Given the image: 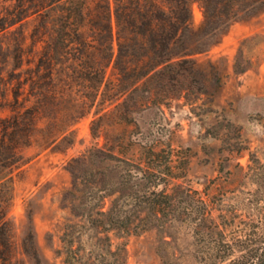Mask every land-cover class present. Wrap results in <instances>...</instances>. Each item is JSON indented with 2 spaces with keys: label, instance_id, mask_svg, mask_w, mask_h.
Returning a JSON list of instances; mask_svg holds the SVG:
<instances>
[{
  "label": "trees",
  "instance_id": "trees-1",
  "mask_svg": "<svg viewBox=\"0 0 264 264\" xmlns=\"http://www.w3.org/2000/svg\"><path fill=\"white\" fill-rule=\"evenodd\" d=\"M193 1L204 13L199 26L193 19ZM19 7L24 18L34 17V25L24 31V43L13 49L14 58L24 57L28 66L13 99L7 83L1 89L0 77L3 102L12 112L0 115V264H24L17 259L15 224L8 217L22 148L53 145L71 127L60 115L41 125L47 103L65 93L62 83L69 88L74 80L90 82L89 102L111 100L115 107L122 97L143 87L145 93L168 97L166 80L195 74L207 80L190 49L241 15L263 11L264 0H21ZM233 66L246 69L238 59ZM211 74L219 85L223 75L214 69ZM27 84L35 97L30 107L26 96L20 99ZM83 106L88 107L85 99ZM117 142L110 153L113 162L122 163L117 174L103 172L101 179L90 181L75 175L72 195L78 203L65 218L58 250L65 264H128L122 238L165 225H177L203 241V264H264L261 197L252 195L248 206L237 200L225 205L186 183L187 162L171 145ZM123 149L128 155L118 156L125 154ZM21 247L39 261L32 233Z\"/></svg>",
  "mask_w": 264,
  "mask_h": 264
},
{
  "label": "rangeland",
  "instance_id": "rangeland-1",
  "mask_svg": "<svg viewBox=\"0 0 264 264\" xmlns=\"http://www.w3.org/2000/svg\"><path fill=\"white\" fill-rule=\"evenodd\" d=\"M20 1L0 0L1 89L7 83L10 99L17 82H24L28 67L24 57L23 61L14 58L13 49L24 43V31L34 25V17L24 18ZM192 11L199 26L204 13L197 1L192 2ZM190 52L195 53L191 57L207 80L199 74L166 80L168 97L150 95L143 87L122 97L115 107L111 100L90 103V82L74 80L69 88L62 83L65 93L47 103L41 125L51 124L60 115L71 124L69 131L53 145L24 146L20 167L14 172L8 217L15 224L17 259L24 264H65L58 250L65 218L78 203L72 195L75 175L90 181L101 179L103 172L117 174L122 163L113 162L110 154L117 141L126 146L132 141H153L157 148L171 145L179 159L187 162L186 183L208 192L212 200L222 199L225 205L237 200L242 206H248L252 195L264 200V10L241 15ZM235 59L244 71L234 68ZM213 69L223 75L219 85L214 84ZM31 89L29 84L25 93L21 88L20 99L26 96L29 107L35 101ZM84 99L88 107L83 106ZM11 113L0 92V115ZM123 151L116 154L128 155L127 149ZM29 232L39 261L22 251ZM122 240L128 264H203L206 251L203 241L177 225L153 226Z\"/></svg>",
  "mask_w": 264,
  "mask_h": 264
}]
</instances>
